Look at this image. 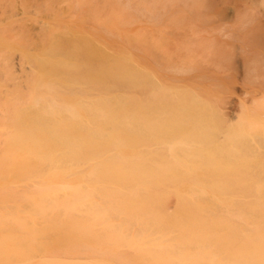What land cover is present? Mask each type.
I'll list each match as a JSON object with an SVG mask.
<instances>
[{"label": "bare ground", "instance_id": "bare-ground-1", "mask_svg": "<svg viewBox=\"0 0 264 264\" xmlns=\"http://www.w3.org/2000/svg\"><path fill=\"white\" fill-rule=\"evenodd\" d=\"M117 1L155 16V41L128 36L155 66L58 20L32 48L0 33L7 80L14 51L29 71L0 80V264H264V0H235L231 33ZM227 63L249 106L226 100Z\"/></svg>", "mask_w": 264, "mask_h": 264}, {"label": "rangeland", "instance_id": "rangeland-1", "mask_svg": "<svg viewBox=\"0 0 264 264\" xmlns=\"http://www.w3.org/2000/svg\"><path fill=\"white\" fill-rule=\"evenodd\" d=\"M234 1L235 0H174L168 2L156 0L155 13L157 11V13L206 15L210 22L215 23V27H217L218 24L224 27L227 33H231L232 21H228L226 18H230L233 14ZM117 2V0H93V2H91L92 5L101 11V13L96 14L88 13L89 4L85 3L84 5H78L77 0H0V33H3L14 41L19 40V43L32 48L35 43L39 42L42 27H44L41 26V24H43V22L46 24L47 22L58 20L59 24L66 25L71 29H75L76 26H79L88 33L97 35L100 38L99 40H102V42L108 46H119L121 44L120 47L123 45L125 50L131 52L138 59L141 58L146 62H150L151 65H154L155 49L151 48L150 45L146 47L145 43H131L128 40V36L129 32L135 31L134 33H140L147 39L145 40L146 43L155 41V16H152L150 13H110L117 9L115 7L118 5ZM45 6H48L47 10L44 9ZM149 14L152 17H150ZM94 16L97 17V20ZM106 19L117 23V28L114 29L113 32L109 31L110 34L101 23L102 20ZM120 23L129 24L125 27ZM215 34L217 43L222 48V53H231V48L234 44L232 34L226 36H221L217 32ZM147 48L151 50L148 51L146 50ZM3 58V55H1L0 62L5 61ZM7 61L14 80H7L2 70H0V80L5 84L8 90L12 89L14 87L12 84L15 83L18 85L19 89L23 91L26 76L29 73L28 63L23 62L19 51H14L8 57ZM222 67H220L218 71H215V74L220 77L226 85L231 87L230 92L227 93L226 100L232 99L237 104L241 103L244 106H249L251 101L256 99L257 96L243 92L240 89L235 81V73L231 64L229 65V63H227ZM225 106L226 110H231L230 104L227 103Z\"/></svg>", "mask_w": 264, "mask_h": 264}]
</instances>
